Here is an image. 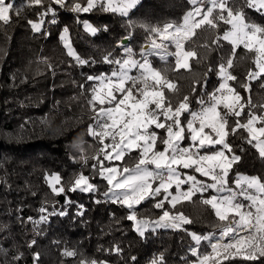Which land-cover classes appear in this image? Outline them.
<instances>
[{"label": "trees", "instance_id": "1", "mask_svg": "<svg viewBox=\"0 0 264 264\" xmlns=\"http://www.w3.org/2000/svg\"><path fill=\"white\" fill-rule=\"evenodd\" d=\"M241 3L242 0H230L229 6L235 8ZM203 4L206 8L209 6L206 0ZM22 5L19 16L13 11L7 25L0 22V248L3 249L0 264H81L82 260L148 264L161 255L165 264H192L197 260L191 252L192 246H197L201 255L209 253L211 248L207 240L197 245L190 234H216L227 224L219 221L214 210L201 202L217 193L214 189L197 192L191 201L178 204L176 209L167 201L163 208L154 206L162 200L163 191L159 196L144 200L136 206L138 217L154 218L169 210L183 212L193 222L180 229L149 228L141 236L133 227V221L126 219L129 210L104 195L107 181L92 167L97 163L93 157L102 144L88 134L95 114L89 100L97 81L87 80V77L108 74L118 67L104 62V56L109 52L115 59L125 56L117 44L129 35L128 18L99 10L74 14L54 5L59 10L57 23L47 25L51 16L48 15L44 17L41 31L37 32L28 21L39 22L43 9L28 6V0L13 2L14 9ZM194 7L189 0H141L129 18L152 26L162 27L168 22L180 24ZM246 14L250 20L264 25V13L246 9ZM83 19L97 28L107 26V30L93 35L84 28ZM64 27L69 29L71 47L88 60V64L80 65L68 55L61 39ZM228 28L230 25L221 21L217 29L205 26L196 30L192 40L185 43L186 50L192 48L197 53L189 61L190 70H176L175 59L171 56L167 62L158 56L149 59L154 68L176 84L175 92L165 89V96L173 105L188 96L190 110L199 111V101L203 99L207 103L209 94L223 82L219 65H226L231 58L233 67L228 71L237 79L229 84L245 101L251 98V104L240 117L243 123L249 112L264 114V74L247 79L249 71L256 70L253 54L241 45L233 56L232 44L222 38ZM148 35L140 28L132 34L129 46L136 53L135 59L140 58V49L148 42ZM171 50L174 48L170 45ZM245 83L248 90L241 87ZM186 118L190 119L187 112L181 116L182 123ZM235 119L229 118L230 127ZM156 132L164 135L163 129H156ZM248 136L247 131L240 128L227 138L233 152L241 157L229 171V187H236V179L243 175H257L264 181V157L254 146L256 141L247 143ZM105 141L108 142V138ZM183 143L186 145L190 141L185 139ZM163 147L157 141V150ZM137 158L138 150H132L123 160L107 163L130 166ZM53 173L59 174L62 182L83 173L98 190L81 192L77 189L69 191L67 196L56 195L46 179ZM41 207L56 214L41 213ZM61 211L67 214L59 215ZM41 215H48L47 222L35 225L33 221L39 220ZM32 240L36 241L35 245H31ZM116 245L122 249L119 254L110 251ZM66 249L74 250L77 255H64ZM36 253H39L38 260L34 259ZM14 256L20 258L13 259ZM224 264L250 262L235 259L224 261ZM255 264H264V259Z\"/></svg>", "mask_w": 264, "mask_h": 264}, {"label": "snow or ice", "instance_id": "2", "mask_svg": "<svg viewBox=\"0 0 264 264\" xmlns=\"http://www.w3.org/2000/svg\"><path fill=\"white\" fill-rule=\"evenodd\" d=\"M189 2L195 7L184 15L182 23L168 22L161 27L129 18L130 12L137 8L141 0H28V6H39L43 9L39 22L29 20L28 23L37 32L41 31L44 17L48 15L52 16L51 23H57L55 18L57 9L54 7L56 5L77 14L99 10L128 18L126 27L129 36L125 39H131L136 28L149 33L146 37L148 44L142 46L139 52L141 59H135L136 53L133 49L121 42L126 54L124 57L115 59L111 52L104 56V62L118 67L110 74L87 77V80L98 82L92 88L89 100L91 111L95 113L92 117L95 124L89 125L88 134L103 145L93 157L97 163L92 167L109 185L104 195L129 210L126 219L133 221L135 230L143 236L149 228L180 229L183 225L193 222L183 212L172 213L169 210L163 211L155 221L141 219L138 217L136 206L144 200L159 196L163 191L162 200L154 206L163 208L164 202L167 201L172 209H176L178 204L191 201L197 192L203 193L208 189H214L217 193L226 192L227 195H213L201 201L214 210L219 221L227 224L220 227V235L215 242H212L216 237L215 233L209 236L190 234L197 245L202 240H208L211 248L210 253L203 255L199 253L198 248H192L193 256L197 257L192 264H224V261L235 259L255 264L264 259V181L259 177L239 176L235 181L236 189L228 186L229 171L241 157L233 152L227 138L229 135H235L238 129H245L249 134L246 138L247 143L256 141L254 146L264 157V140L260 139L264 137V126L259 128L255 126L257 122L264 125V114L256 115L249 112L245 122L241 123L240 117L245 107L251 104V98L245 101L236 88L230 86L229 81L237 79L228 71L233 67L231 58L227 60L226 65L223 63L219 65V74L223 77V82L209 94L208 102L205 103L201 99L200 110L191 111L188 96H184L183 100L175 105L165 96V89L177 91L176 84L154 68L149 57L158 56L167 62L169 56H174L176 70L180 68L190 70L189 61L195 58L197 53L192 48L186 50L185 43L192 40L197 29L205 26L217 29L222 21L230 25L222 38L232 44L233 56L235 49L241 45L247 52L253 54V62L259 71H249L247 79L257 78L264 74V25L250 20L246 9L264 13V0H242L241 6L235 8L229 6L230 0H207L210 6L206 10L200 6L204 0ZM22 7L24 6L14 9L13 3L0 0V22L7 25L11 20V13L15 11L19 16ZM81 23L93 35L98 31L107 30V26L101 29L87 21ZM68 34V27H64L61 39L65 42L68 55L74 57L80 65L88 64L89 61L81 58L71 47ZM220 38L218 36L217 40ZM170 45H174L175 51H169ZM133 69L138 71V75L130 74ZM241 87L248 90L247 83ZM185 112L190 119L186 118L182 123L181 116ZM230 117L236 118L231 127ZM153 125L155 129H163L164 135H158L152 128ZM206 129L209 131H205ZM185 132L188 133L187 137ZM106 138H110L109 144L104 143ZM185 139L190 143L182 146ZM157 141L164 146L163 150H157ZM216 145L222 147L216 149ZM108 148H111V152L106 151ZM132 150H138L137 162L133 168L104 167V162L100 160L101 155L106 160H123L125 154ZM201 150H204V154H201ZM226 152L230 155H226ZM84 162L87 163L86 157ZM180 169H192L212 182L197 180L194 175H187L186 179H181L183 173ZM46 179L56 195L62 193L67 195L69 191L74 192L77 189L81 192L98 190L83 173L66 182H62V178L56 173L50 174ZM157 182V186L153 188V184ZM182 184H190V187L182 191ZM173 186L176 189L175 194L170 191ZM240 197L249 203L245 205L240 201ZM80 207L83 208L82 205ZM40 212L48 213V209L41 207ZM53 214L56 213L54 211L48 213ZM66 214L65 211L59 213ZM79 214L83 215V212ZM48 215H41L39 220L33 223L35 225L46 223ZM28 219L32 220L31 217ZM35 244L36 241L32 240L31 245ZM0 251L3 249L0 248ZM110 251L119 254L122 249L116 245ZM64 255L75 257L77 253L66 249ZM19 258L20 256L13 257ZM38 258L39 253L34 254V259ZM132 259L135 260V257ZM81 264L106 262L82 260ZM150 264H165L163 256L154 258Z\"/></svg>", "mask_w": 264, "mask_h": 264}, {"label": "rangeland", "instance_id": "3", "mask_svg": "<svg viewBox=\"0 0 264 264\" xmlns=\"http://www.w3.org/2000/svg\"><path fill=\"white\" fill-rule=\"evenodd\" d=\"M207 1V0H206ZM10 3H13L14 2V0H10L9 1ZM9 2H6V3H9ZM201 7H203L205 10L207 9L205 6H204V4H202V5H200ZM210 6V5H209ZM208 6V7H209ZM191 11V10H190ZM58 12H59V10H58ZM196 19H200V17H196ZM83 21H87V19H83ZM88 22V21H87ZM159 42V41H158ZM148 42H146V44H147ZM143 46V45H142ZM173 48H174V51H175V47H174V45H171ZM121 51L123 52V54L124 55H126L125 53H124V51H123V48L121 47ZM172 51V50H171ZM171 57H173V59H175V57L174 56H171ZM139 59H141V57L140 58H138V60ZM133 71H135V72H133ZM255 71H259L258 69H256ZM111 73V72H110ZM110 73H108V74H110ZM131 75H133V76H136V74L138 75V71L136 70V69H133L132 70V72L130 73ZM98 83V82H97ZM96 83V84H97ZM96 86V85H95ZM219 95V94H218ZM117 96H118V98H119V94H117ZM108 105H106L105 107H107ZM94 115V114H93ZM257 128H259V127H261V126H264V125H259L258 123H256V125H255ZM152 128L156 131V129L154 128V125L152 126ZM205 131H209L208 129H206ZM260 139H262V140H264V137H260ZM104 143L105 144H109L110 143V138H108V142H106V141H104ZM189 144V143H188ZM188 144H182V146H187ZM101 147H100V149L103 147V145H100ZM222 146H220V145H216V149H220ZM160 150H163V148H161ZM106 151H108V152H111V148H108V149H106ZM201 154H204V151L203 152H201ZM113 155H114V153H113ZM226 155H229L227 152H226ZM103 162H104V164H103V166L104 167H118V168H123V167H125V166H120L119 164H117V163H115V164H113V163H111V164H108L107 163V161H111V160H106L105 158H104V156H102L101 158H100ZM114 160V159H113ZM135 164H136V162L134 163V164H132V165H130V166H127V167H129V168H133L134 166H135ZM180 171L183 173L182 174V176H181V179H186V176L187 175H194V176H196V178H197V180H204V179H207V180H209L208 178H206V177H202L200 174H198V173H196V172H194L192 169H180ZM243 176H247V177H258L257 175H243ZM205 181V180H204ZM209 182L211 183L212 181L211 180H209ZM157 184H158V182L156 183V184H153V188H155L156 186H157ZM108 187H109V185H108ZM108 187H107V189H108ZM190 187V184H182L181 185V190L182 191H186L188 188ZM107 191V190H106ZM170 191H172L174 194H175V192H176V189H175V186H173L172 187V189H170ZM228 193H213V194H211V196H213V195H216V196H219V195H227ZM67 196V195H66ZM210 198V197H209ZM240 201L242 202V203H244L245 205H247L249 202L248 201H246V200H244L242 197L240 198ZM173 213V212H172ZM163 214V213H162ZM162 214H160V215H162ZM159 215V216H160ZM159 216H157V217H154V218H149V217H139V218H141V219H148V220H150V221H155V220H157L158 218H159ZM133 227L135 228V225H134V222H133ZM212 234V233H211ZM219 235H220V230H219V232L218 233H216V237L214 238V240L212 241V242H215V240L216 239H218L219 238ZM209 236V235H208ZM207 242H208V244H209V241L207 240ZM225 242H227V241H225ZM193 247V246H192ZM192 247H191V249H192ZM195 248H197V246H195ZM211 252V250L209 251V253ZM148 264H150V262L148 263Z\"/></svg>", "mask_w": 264, "mask_h": 264}, {"label": "built area", "instance_id": "4", "mask_svg": "<svg viewBox=\"0 0 264 264\" xmlns=\"http://www.w3.org/2000/svg\"><path fill=\"white\" fill-rule=\"evenodd\" d=\"M58 8H59V6H57ZM70 12V11H69ZM70 13H74V12H70ZM74 14H77V13H74ZM80 14V13H79ZM58 16V9H57V14H56V17ZM55 17V18H56ZM51 19H52V16H50L49 17V19H48V21H47V25H49V23H51L50 21H51ZM45 35H47V29L45 30ZM95 115V114H94ZM93 115V116H94ZM95 124V121L93 120V125ZM231 188H233V189H236V187L235 186H233V187H231ZM237 191H238V189H237ZM241 198V197H240ZM239 198V199H240Z\"/></svg>", "mask_w": 264, "mask_h": 264}, {"label": "water", "instance_id": "5", "mask_svg": "<svg viewBox=\"0 0 264 264\" xmlns=\"http://www.w3.org/2000/svg\"><path fill=\"white\" fill-rule=\"evenodd\" d=\"M129 36V35H127ZM127 36H124L120 39L119 43L117 44L119 46V48L121 49V42H123L124 45L129 46V41L130 39H125ZM132 37V36H131ZM130 47V46H129Z\"/></svg>", "mask_w": 264, "mask_h": 264}, {"label": "bare ground", "instance_id": "6", "mask_svg": "<svg viewBox=\"0 0 264 264\" xmlns=\"http://www.w3.org/2000/svg\"><path fill=\"white\" fill-rule=\"evenodd\" d=\"M148 44V43H147ZM147 44H145L144 46H146Z\"/></svg>", "mask_w": 264, "mask_h": 264}, {"label": "crops", "instance_id": "7", "mask_svg": "<svg viewBox=\"0 0 264 264\" xmlns=\"http://www.w3.org/2000/svg\"><path fill=\"white\" fill-rule=\"evenodd\" d=\"M145 44V43H144ZM144 44H143V46H144Z\"/></svg>", "mask_w": 264, "mask_h": 264}]
</instances>
